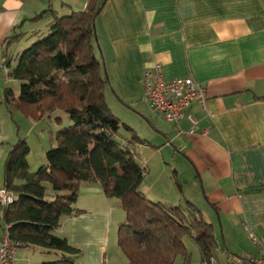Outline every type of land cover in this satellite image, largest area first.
Returning a JSON list of instances; mask_svg holds the SVG:
<instances>
[{
    "label": "crops",
    "instance_id": "obj_1",
    "mask_svg": "<svg viewBox=\"0 0 264 264\" xmlns=\"http://www.w3.org/2000/svg\"><path fill=\"white\" fill-rule=\"evenodd\" d=\"M87 3L0 0V106L7 84L18 86L8 75L17 54L50 20L39 15L47 9L69 14ZM95 33L112 101L126 107L134 102L149 129L136 146L147 169L142 193L169 204L190 201L212 225L214 255L195 264H224L228 254L258 255L251 236L264 238V0H105ZM155 64L167 80L192 77L205 86V103L193 102L178 122L154 113L142 78ZM2 113L0 107V118ZM3 139L0 134V188L12 147H4ZM75 204L81 212L62 217L55 233L82 251L78 263L113 264L109 243L113 222L123 218L119 200L91 182L81 184Z\"/></svg>",
    "mask_w": 264,
    "mask_h": 264
},
{
    "label": "trees",
    "instance_id": "obj_2",
    "mask_svg": "<svg viewBox=\"0 0 264 264\" xmlns=\"http://www.w3.org/2000/svg\"><path fill=\"white\" fill-rule=\"evenodd\" d=\"M105 0H88L84 10L57 15L31 36L34 42L17 54L8 75L20 82V94L3 90L2 103L9 112L25 111L42 117L56 109L68 113L72 125L56 132V146L46 151V164L29 170V147L24 139L11 146L4 165L3 187L14 200L2 205V227L9 237L26 247L47 249L57 259L37 264H80L81 250L55 232L61 218L81 212L75 207L82 183L98 182L105 196L117 198L125 212L119 223L117 243L128 264H173L181 256L190 261L185 240L201 253L214 255L216 240L190 201L184 205L148 199L140 190L146 167L136 161L138 143L145 142L122 123L109 107V85L96 57L95 21ZM7 55L4 54V57ZM7 56L5 65L10 66ZM47 182L56 194L45 199Z\"/></svg>",
    "mask_w": 264,
    "mask_h": 264
},
{
    "label": "rangeland",
    "instance_id": "obj_3",
    "mask_svg": "<svg viewBox=\"0 0 264 264\" xmlns=\"http://www.w3.org/2000/svg\"><path fill=\"white\" fill-rule=\"evenodd\" d=\"M44 24L41 27L43 32L46 30V26ZM35 40H37V38L33 37L30 40L26 41L20 51H22ZM22 42H25V40H23ZM16 82L18 86L9 83L7 84V87L13 90L15 96H19L20 82L17 80ZM105 95L107 103L114 115L122 123H125L126 125L131 127L136 132L138 137L146 138L149 129L147 125L144 124L146 120L141 116V114H139V112H137L136 104L134 102H128L129 104L126 107L122 103H114L111 99L109 87L105 89ZM0 107L3 112L2 117L0 118V134L4 135L3 146L7 148L9 147L8 142L14 144L18 141V139H24L29 147V153L27 155L29 170L34 173L37 172L40 166L46 164V151L52 147H55L57 144L55 138L56 132L59 129L66 128L72 125V120L70 119L68 113L61 109H56L50 114H45L42 117H34L32 114L22 110L14 111L11 113L8 111L4 103H2ZM139 144L140 143H138L137 145ZM10 149L11 148H9L8 152L10 151ZM136 150L137 152L139 151L138 148H136ZM136 161L139 165L142 164V160L139 155L136 157ZM170 163V166L165 170L167 174H171L172 162ZM151 176L155 177L156 172L154 174L152 173ZM163 177L164 176H161V178ZM44 185L46 187L44 196L45 199H52L56 194L63 193L61 191L56 192L55 190H53V188L49 184H47V182H44ZM75 207L77 208L76 204ZM122 212L123 221L125 219V212ZM113 223L115 225V239L114 241H112V243H109L110 263L111 261H113L115 264H128L127 258L125 257L117 243V231L119 225L115 224L116 222ZM1 232L2 225L0 226V234ZM185 243L188 251L190 252V261L188 264L197 263L201 257V253L198 251L199 249L189 240H185ZM26 254L29 255L28 260ZM57 257L58 255L56 253L49 252L47 251V249L37 247H20L17 248L16 263L26 264L32 263L29 261H33V259H40L37 262L39 263L41 261L55 260L57 259ZM173 264H183L182 257L180 255L177 256Z\"/></svg>",
    "mask_w": 264,
    "mask_h": 264
},
{
    "label": "built area",
    "instance_id": "obj_4",
    "mask_svg": "<svg viewBox=\"0 0 264 264\" xmlns=\"http://www.w3.org/2000/svg\"><path fill=\"white\" fill-rule=\"evenodd\" d=\"M142 87L150 109L169 122H178L193 102L203 105L207 98L205 86L192 77L165 79L160 64H155L153 69L144 72ZM188 117L195 123L191 116ZM13 200L12 193L0 188L1 206L9 205ZM251 239L260 249L258 255L228 254L224 264H264V238L251 236ZM20 247H26V244L11 239L8 226H3L0 234V264H12L14 252Z\"/></svg>",
    "mask_w": 264,
    "mask_h": 264
}]
</instances>
